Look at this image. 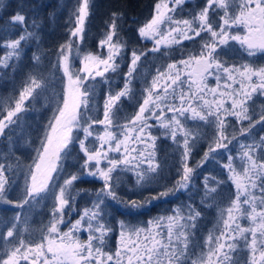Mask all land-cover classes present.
<instances>
[{"label":"snow or ice","instance_id":"snow-or-ice-1","mask_svg":"<svg viewBox=\"0 0 264 264\" xmlns=\"http://www.w3.org/2000/svg\"><path fill=\"white\" fill-rule=\"evenodd\" d=\"M186 3L187 0H157L151 18L138 28V35L142 40L153 41L148 50L151 52H159L161 41L169 38L173 43H182L200 37L199 52L168 63L163 70L157 69L152 80L142 87L137 111L121 119L120 106L124 100L135 98L134 74L141 58L147 56V52L133 49L123 87L118 91L109 88L105 93L103 118L99 119L91 115L95 88L88 81L104 77L108 71L117 72L120 67L118 60L125 47L119 38L121 14H111L98 42V47L107 48L108 54H83L82 75L72 70L69 54L73 50V38L77 42L83 39L90 0H77L68 39L54 53L56 62L52 65L57 72L62 69L59 80L63 87L57 94L52 116L40 129L39 146L24 175L22 200L6 199L4 194L11 186L9 173L13 168L6 159L0 160V201L24 210L25 205L31 207L33 201L39 202L51 195V217L38 240L25 239L22 235L20 225L26 224V219L22 220L21 212L5 221L0 228V264H264V135L258 139L251 135L257 125L264 130V99H261L264 98V66L229 64L221 59L219 51L231 41L238 43L249 57L264 53V0H204V5L193 10L190 17L177 18V11H182ZM6 7L0 0V11ZM19 8L5 21L6 28L15 30L19 26L20 31L15 39L0 40V47L6 49L0 55V69L14 67L22 56V45L39 40L34 30L38 28L37 21L32 18L29 25L30 18L22 11L24 5ZM233 29H243V32ZM33 60L39 62L40 56L33 54ZM91 63L97 69L104 67L93 72ZM162 78L166 82L161 87ZM210 80L215 83L210 84ZM47 85L41 76L29 74L14 107H9L7 114L0 117V136H6L5 130L11 132V126L18 124L25 99H37L47 91ZM229 117L235 118V123L240 125L239 134L246 137L244 141H237L235 154L229 145L236 136L229 138L226 134L231 123ZM189 120L198 122L197 127L202 122L215 130L212 143L196 167H202L210 158L215 159L231 184L227 204L217 205L214 228L202 242L196 240L203 214L189 202L174 207L172 214L149 220L146 226L130 227L123 221L118 222L115 250L108 251L109 234L116 229L106 219V200L125 203L116 190L119 173H134L140 186L154 182L159 174L161 165L155 158L158 137L153 135L154 127L162 129V134L180 150L179 177L172 186L149 194L142 203L131 200L125 206L138 209L154 200L190 190L195 168L189 166L188 160L197 133L187 127ZM77 146L83 154L78 158L77 171L68 173L62 184L55 185L56 178L66 172L65 162ZM218 149L227 150L226 162L212 156ZM85 177L102 181V187L75 222H66L65 217L74 210V182ZM225 182L205 175L204 198L200 203L211 207L205 203L206 199L211 196L215 200L213 194ZM80 232H87L86 240L80 239Z\"/></svg>","mask_w":264,"mask_h":264},{"label":"trees","instance_id":"trees-1","mask_svg":"<svg viewBox=\"0 0 264 264\" xmlns=\"http://www.w3.org/2000/svg\"><path fill=\"white\" fill-rule=\"evenodd\" d=\"M3 3L7 7L0 11V40L15 39L19 35V26H16L15 30L6 28L5 21L15 11L20 10L19 5L21 4L24 5L23 13L30 18L29 25H31L32 18L37 21L38 28L34 30L37 32L39 40H30L27 44L22 45V56L20 60L16 61L14 67L0 69V117L7 114L9 107H14L30 73L41 76L48 82L47 91L42 93L40 97L25 99L24 110L18 114L20 116L18 124L11 126V132L6 129V136L0 137V160L6 159L13 168V171L9 173L12 181L11 186L4 195L7 200L16 202L22 200L24 196V175L27 173L29 165L33 163V157L36 154L35 149L39 146L40 129L52 116L56 106L57 94L63 87L59 80V77L62 76V69L57 72L52 65L56 62L54 53L68 39L69 29L72 26V11L77 0H3ZM156 3L157 0H90V15L85 22L83 39L77 42L76 38H73V50L69 54L72 70L78 72L81 69L83 54L104 55L107 52L106 48L98 47V42L102 39L107 28V22L113 12L121 14L119 38L125 45L121 49L122 58L118 60L120 67L117 72L111 71L104 77L95 80L89 79L88 81L95 88V95L90 103L93 117L103 118L104 95L109 88L118 91L123 87L124 74L128 70L129 58L133 49L138 52H147V56L141 58L137 73L134 74L133 91L135 98L124 100L120 106L119 115L121 119L125 116H131L137 111V104L142 99L140 96L142 87L152 80L157 69L163 70L168 63L178 62L186 58L188 53L199 50L200 37L195 42L181 44L169 51L157 53L148 51L152 47L139 37L138 28L151 18ZM202 6V3L196 2L184 7L179 12L183 14V17H189L193 10ZM183 17L179 14L177 16V18ZM30 30L33 29L30 27ZM5 51L4 47H0V55ZM33 54L40 56L39 62H34ZM105 77H107V82ZM96 127L99 130V126ZM152 132L154 136L158 137L155 142V158L161 165L159 174L154 182L140 186L136 183L134 173H119L116 190L120 199L125 203L111 199L106 200V219L110 226L116 229L109 234L106 244L108 251L115 250L118 240V222L123 221L130 227L146 226L149 220L172 214L174 207L183 206L189 202L203 214L198 222L196 236V240L202 242L216 224L217 205L225 206L231 195V185L224 183L217 189V193L213 194L216 197L215 200L211 196L206 199L205 203L211 204V207L202 205L200 201L204 198L202 181L205 169L201 168L197 175L193 173L194 182L190 190L154 200L138 209L125 206L131 200L142 203L149 194L154 195L164 190L165 186H172L179 177L177 170L180 165V150L171 143L169 137L162 134L163 130L159 127H154ZM82 155L77 146L72 157L65 162L66 172L56 178L55 185L62 184L64 176L68 173L77 171L79 167L78 158ZM193 163L190 167L195 168L196 172L198 168ZM214 174L217 175L216 171H207V175ZM101 187L102 181L87 177L83 181L74 182L72 189V194L75 197L73 201L74 210L65 217V221L75 222L80 212L90 205L91 200L95 199L94 193ZM52 203L53 198L48 195L39 202L33 201L31 207L25 205L24 210H21L6 201H0V228L3 227L5 221L12 220L17 212H21L22 220L26 219V224L20 225L22 235L25 239L38 240L51 217ZM61 227L63 230H67L64 225ZM81 236L82 240H86V233Z\"/></svg>","mask_w":264,"mask_h":264},{"label":"rangeland","instance_id":"rangeland-1","mask_svg":"<svg viewBox=\"0 0 264 264\" xmlns=\"http://www.w3.org/2000/svg\"><path fill=\"white\" fill-rule=\"evenodd\" d=\"M189 1H191V0H187V2H189ZM179 11V10H178ZM178 11H177V16H178ZM239 32H243V29H237ZM175 35V34H174ZM146 42H148L149 44H150V46L152 47L153 46V41L152 40H145ZM188 41H191V40H183L182 41V43H173L172 41H171V38H169V40L168 41H161V46H160V51L159 52H163V51H169V50H171V49H173L174 47H176V46H179V45H181V44H185V43H187ZM235 45H237L238 47H240V45H238L237 43H234ZM106 50H107V52L104 54V56H106L107 54H108V49L106 48ZM241 51L243 52L242 54L240 53L239 55V57H238V61L240 62V64H244V63H248L247 62V59L246 58H249V60L251 59V57H249V56H247V53L241 48ZM199 51H192V53L190 52V53H188V55L186 56V58H184V59H187L188 58V56L189 55H192V54H197ZM157 53V52H156ZM257 53H261V52H257ZM235 64H237L238 65V63H235ZM239 64V65H240ZM249 64H254V62H249ZM252 66H254V65H252ZM104 66L103 65H101L100 66V69H102ZM83 68V64H81V69ZM81 69L78 71V72H80V74H84L82 71H81ZM90 69L93 71V72H95L96 70H100V69H97V66L94 64V63H91L90 64ZM109 72H111V71H108V72H106L105 73V75L106 74H108ZM96 78H100V77H96ZM95 78V79H96ZM90 80H92L91 78H89ZM166 81H165V79H161L160 81H159V86H163V84L165 83ZM209 83L210 84H214L215 82L214 81H209ZM261 99H264V98H261ZM168 115L169 116H171V113H168ZM228 120L229 121H231V123H230V125H229V127L228 128H230L231 130H233V131H235L237 128H238V125L235 123V118L234 117H229L228 118ZM189 122H193V121H191V120H189ZM246 122V121H245ZM257 129V128H256ZM255 133H258L259 134V130L257 131V132H255ZM135 133H131V135H134ZM1 137V136H0ZM257 139L259 138V137H257V136H255ZM178 139H180L181 137H177ZM110 155H113V156H115V155H117V154H115V153H110ZM156 157V156H155ZM55 175V174H54ZM241 223L242 224H247V221H241ZM83 233H86L87 234V232H80V233H78V235L80 236V239L82 240V234Z\"/></svg>","mask_w":264,"mask_h":264},{"label":"flooded vegetation","instance_id":"flooded-vegetation-1","mask_svg":"<svg viewBox=\"0 0 264 264\" xmlns=\"http://www.w3.org/2000/svg\"><path fill=\"white\" fill-rule=\"evenodd\" d=\"M237 29H234V31H236ZM238 44V43H237ZM239 45V44H238ZM258 56H264V53H260V54H256Z\"/></svg>","mask_w":264,"mask_h":264}]
</instances>
